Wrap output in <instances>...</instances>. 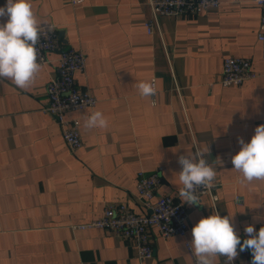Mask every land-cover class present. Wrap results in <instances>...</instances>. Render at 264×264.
Masks as SVG:
<instances>
[{
  "label": "crops",
  "instance_id": "crops-1",
  "mask_svg": "<svg viewBox=\"0 0 264 264\" xmlns=\"http://www.w3.org/2000/svg\"><path fill=\"white\" fill-rule=\"evenodd\" d=\"M31 3L41 24L56 26L64 46L83 52L85 70L76 74V84L97 102L65 112L79 121L81 146L72 151L59 124L42 111L46 84L58 73L56 55L48 54L50 61L27 89L0 79V264H189L182 236L163 238L150 228L152 255L139 258L131 240L78 226L97 219L107 204L144 212L135 187L139 171L160 167L155 192L183 203L178 156L208 145L205 158L217 171L216 210L206 195L201 205L184 204L188 241L194 225L215 211L234 214L242 240L247 225L257 232L264 227V219H255L264 217V181L242 185L231 163L241 147L238 138L250 142L264 124L256 3L220 0L217 8L160 16L150 33L144 27L151 17L147 0ZM5 4L0 0V7ZM228 55L249 58L257 76L222 86ZM152 78L156 94L140 96L136 85ZM94 111L104 114L108 129L83 127ZM237 251L231 264H252L248 250Z\"/></svg>",
  "mask_w": 264,
  "mask_h": 264
},
{
  "label": "built area",
  "instance_id": "built-area-1",
  "mask_svg": "<svg viewBox=\"0 0 264 264\" xmlns=\"http://www.w3.org/2000/svg\"><path fill=\"white\" fill-rule=\"evenodd\" d=\"M260 10L259 27L256 38L261 45V54L264 57V0H252ZM82 0H71L72 4H78ZM151 17L144 21L146 31L153 30V24H157L160 16H179L182 14L196 13L202 10L217 8L220 0H147ZM54 24H41L42 31L37 43L38 62L46 64L50 60L49 53L56 55L55 61L58 73L51 76L46 84V104L42 111L49 114L61 127V135L72 151L81 146L78 119H68L65 112L92 107L97 102L93 94L80 90L76 84V74L85 70V56L81 50L64 46L60 41L56 26L49 31V26ZM264 76V71L262 73ZM257 73L251 67V61L243 56H225L219 83L222 86H240L245 80L252 79ZM154 83L155 79L152 78ZM156 88V87H155ZM154 102V98H152ZM160 167L154 172L144 173L139 171L136 178V194L138 200L145 209L142 213H135L125 204H107L97 219L79 225V228L104 229L113 235L132 241L135 254L139 258H148L152 255L150 242V228H156L159 236L163 238L179 235L184 238V245L190 254V263L196 264V258L192 254L191 245L186 238L187 212L186 206L175 200L168 194H157L155 186L159 182ZM198 196L209 197L211 205L216 210L217 195L213 188L209 191L198 189ZM215 196V206L211 197ZM235 200H240L236 196ZM246 238V236H245ZM250 256L251 252L248 250Z\"/></svg>",
  "mask_w": 264,
  "mask_h": 264
},
{
  "label": "clouds",
  "instance_id": "clouds-1",
  "mask_svg": "<svg viewBox=\"0 0 264 264\" xmlns=\"http://www.w3.org/2000/svg\"><path fill=\"white\" fill-rule=\"evenodd\" d=\"M5 17L6 22L0 23V79L10 80L19 89H27L35 84L42 70L37 55L41 22L32 9L31 0H6V4L0 7V19ZM53 29L54 25H50L48 30ZM136 87L142 97L156 94L153 82L141 81ZM83 127L106 130L109 122L101 111H94L85 116ZM238 143L240 150L231 156V163L233 170L240 174L239 182L244 185L264 181V124L254 129L250 142L238 138ZM209 152L208 145L206 149L198 147L192 153L178 156L181 171L177 174L182 185L179 196L183 204L201 205L198 189L210 191L214 187L217 171L205 158ZM216 199L211 197L213 206ZM233 216L221 217L219 211H215L194 225L190 245L196 264H217L220 257L224 258V264H231L239 255L238 246L240 252H251L252 264H264V227L257 232L254 225H247L244 229L246 238L242 240L234 229Z\"/></svg>",
  "mask_w": 264,
  "mask_h": 264
}]
</instances>
